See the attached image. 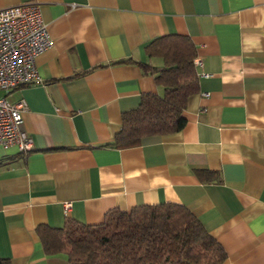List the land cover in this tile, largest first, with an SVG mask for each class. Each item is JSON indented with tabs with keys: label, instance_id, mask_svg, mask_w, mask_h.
Listing matches in <instances>:
<instances>
[{
	"label": "crops",
	"instance_id": "0c3cea01",
	"mask_svg": "<svg viewBox=\"0 0 264 264\" xmlns=\"http://www.w3.org/2000/svg\"><path fill=\"white\" fill-rule=\"evenodd\" d=\"M25 3L40 5L53 46L36 59L39 82L14 92L33 150L0 147V259L70 264L45 253L39 226L174 203L224 248L223 264H264V0H0V10ZM170 35L188 37L201 61L184 128L111 147L125 113L164 95L140 64L162 67L145 47Z\"/></svg>",
	"mask_w": 264,
	"mask_h": 264
},
{
	"label": "trees",
	"instance_id": "16d2710c",
	"mask_svg": "<svg viewBox=\"0 0 264 264\" xmlns=\"http://www.w3.org/2000/svg\"><path fill=\"white\" fill-rule=\"evenodd\" d=\"M145 53L163 60L160 68L140 66L155 76L164 95H144L136 110L125 113L111 147H135L143 138L180 132L188 100L200 90L197 50L188 37L157 38ZM37 233L47 255L65 254L70 264H223L227 258L197 217L174 203L113 209L99 225L68 219L62 229L42 225ZM0 264L11 262L0 259Z\"/></svg>",
	"mask_w": 264,
	"mask_h": 264
},
{
	"label": "built area",
	"instance_id": "2783aa9c",
	"mask_svg": "<svg viewBox=\"0 0 264 264\" xmlns=\"http://www.w3.org/2000/svg\"><path fill=\"white\" fill-rule=\"evenodd\" d=\"M52 46L38 3L0 10V92L6 93L0 98V147L4 150L17 149L21 154H28L34 148L32 138L24 129L26 101L18 99L14 92L39 82L36 59ZM194 65L199 67L200 59ZM71 208V203H66L65 213Z\"/></svg>",
	"mask_w": 264,
	"mask_h": 264
},
{
	"label": "rangeland",
	"instance_id": "374dc122",
	"mask_svg": "<svg viewBox=\"0 0 264 264\" xmlns=\"http://www.w3.org/2000/svg\"><path fill=\"white\" fill-rule=\"evenodd\" d=\"M6 93L4 91L0 92V98L4 97Z\"/></svg>",
	"mask_w": 264,
	"mask_h": 264
}]
</instances>
